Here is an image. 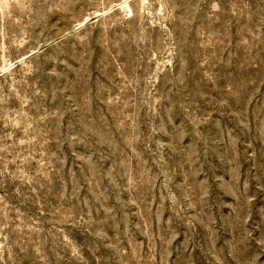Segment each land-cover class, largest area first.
I'll return each mask as SVG.
<instances>
[{
    "label": "rangeland",
    "instance_id": "obj_1",
    "mask_svg": "<svg viewBox=\"0 0 264 264\" xmlns=\"http://www.w3.org/2000/svg\"><path fill=\"white\" fill-rule=\"evenodd\" d=\"M0 264H264V0H0Z\"/></svg>",
    "mask_w": 264,
    "mask_h": 264
}]
</instances>
